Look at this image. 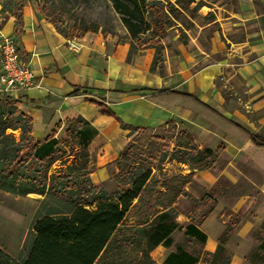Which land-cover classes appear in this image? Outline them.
<instances>
[{"label":"crops","instance_id":"obj_1","mask_svg":"<svg viewBox=\"0 0 264 264\" xmlns=\"http://www.w3.org/2000/svg\"><path fill=\"white\" fill-rule=\"evenodd\" d=\"M240 2L239 20L244 37L231 42V51L221 52L223 43L214 40L208 54L203 50L195 53L188 50V42H182V58L174 60L175 66L171 67L164 57L165 73L161 74L156 69L150 71L153 49L139 50L128 60L129 42H119L112 34L88 31L79 38H68L37 13L34 0H24L21 29L16 32L15 16L1 10L0 0V37H15L19 55L35 74L34 85L17 90L10 97L31 116V135L36 140L51 134L62 140L66 137L67 120L85 118L96 130L87 144L92 167L89 177L94 184L102 183L108 192L116 187L106 186L118 171L116 158L133 134L143 129L165 128L170 121L177 131L188 132L198 148H219L217 157L226 153L228 156L229 150L234 155H245L243 143L249 137L247 133L256 132L255 126L237 109L222 106L220 87L215 83L219 76L233 85L240 80L252 111L258 121H264V0ZM218 51L222 56L217 60L199 63L204 55ZM250 123L251 129L246 125ZM127 125L135 130L131 132ZM214 165L215 161L211 167L194 172L193 179L186 183L184 189L191 197L198 198L193 186L208 187L203 172ZM226 170L230 182L238 178L239 169L233 164ZM18 197L27 195L0 190V248L14 258H18L26 236L24 201H20V207L18 201L14 204ZM187 198L190 199L180 195L174 202L178 214L186 220L195 209V204L186 207ZM247 202L244 198L235 199L227 209L219 202L201 219L197 225L207 235L203 244L207 252L216 250V239L228 219L244 210ZM20 226V236L12 244L6 242ZM251 226L252 222L243 219L232 234L242 239ZM225 245L233 251V257L239 252L235 244ZM237 258L235 264H243L241 257Z\"/></svg>","mask_w":264,"mask_h":264},{"label":"trees","instance_id":"obj_2","mask_svg":"<svg viewBox=\"0 0 264 264\" xmlns=\"http://www.w3.org/2000/svg\"><path fill=\"white\" fill-rule=\"evenodd\" d=\"M12 1L2 0L1 10L15 16V31L19 32L23 4L21 0ZM110 1L126 27L128 54L153 49L150 71L158 69L161 74L168 29L175 28L184 10L193 13L200 5L189 7L195 0ZM58 30L68 38H79L85 32L98 31V25L85 26L79 35ZM178 30L179 43H186L185 32ZM16 102L9 94L0 93V190L21 196L38 194L45 199V206L59 203L63 208L48 209L33 220L24 238L22 257L14 258L0 248V264H230L232 253L224 247L221 236L212 253L191 251L177 244L160 263L150 254L160 245L169 249L175 230H183L192 242L202 245L206 241L207 235L197 223L189 220L181 225L177 221L174 202L180 195L191 197L184 189L186 183L193 179L194 172L214 164L219 148H198L188 132L178 131L171 158L187 164L189 171H159L156 175L150 159L131 149V140L116 158L118 171L113 180L117 184L108 192L102 183L94 184L89 177L92 167L87 144L96 130L85 118L67 120L62 140L54 134L36 140L31 135V116ZM14 131H18L17 136ZM247 134L242 146L245 154H257L264 160V134ZM57 161L59 170L51 171ZM257 248L264 250V234Z\"/></svg>","mask_w":264,"mask_h":264},{"label":"rangeland","instance_id":"obj_3","mask_svg":"<svg viewBox=\"0 0 264 264\" xmlns=\"http://www.w3.org/2000/svg\"><path fill=\"white\" fill-rule=\"evenodd\" d=\"M4 1L13 2L12 0ZM21 1L23 4L24 0ZM34 1L37 13L51 23L53 21L59 29L79 35L85 26L98 25V31L112 34L121 42L124 40L128 41L126 27L121 23L120 15L113 9L110 0ZM171 1L174 2V0ZM253 2L257 3V0H253ZM195 3L200 4L199 8L195 9L193 13H191V10H184L183 13L179 14L175 21L177 22L174 26L175 28H169L168 34L163 40L167 46L165 61H167V64L170 63L171 67L175 66L173 65L175 64L174 60H180L183 54L180 50L182 42L179 43L177 39L180 34L178 28L182 29L187 36L188 50L195 53L203 50L208 54L214 40L218 43L222 42L223 46L221 49L223 50L221 52L227 53V51H231L229 48L233 46L231 42L241 40L244 37L243 26L240 25L241 22L239 20L241 11L240 0H195L189 7L192 8ZM138 53L139 50H132L128 54L127 59L131 60ZM221 56L222 54L219 51L210 54L208 57L204 55L203 60L199 58L201 60L199 63L213 62ZM235 60L237 59L235 58ZM162 65V74H164L165 65L164 63ZM156 70L159 71L158 69ZM215 83L220 87L222 106L228 110L237 109L254 124L256 132L264 134V121H258V117L252 111V107L246 99L247 92L244 91L241 81L238 80L233 85L230 80L226 81L225 78L219 76L216 77ZM246 125L250 129L252 128L251 123ZM14 134L17 136L18 131H14ZM178 135V131L171 125L156 130L143 129L135 132L131 137L133 143L131 149L150 159V162L154 165L153 173L156 175L159 171L186 174L189 171L188 165L181 164L171 158L172 149L178 142ZM228 153V156L226 153L225 156L217 157L214 167L203 172V177L206 181H209L208 187L193 186L198 198L194 202L192 197L189 196L190 199L187 198L185 205L189 207L191 204H195V209L189 213L190 218L187 220L181 214H178L177 221L181 225L187 224L189 220L199 224L201 219L211 209L215 208V205L219 202L225 206L224 209H227V205L235 199L244 198V200H248L247 206L244 210H240L230 216L226 223V228L219 237L221 236L224 239L225 248H227L225 245L227 242L231 245L235 244L239 248L238 254L235 253L236 256L233 257L231 254L230 264H235L234 260H237V257H241L243 264H264V250L257 248L261 236L264 234L261 233L264 231V162H262L264 160L259 158L257 154L247 157L246 154L234 155L231 150ZM69 163H71V160L68 161ZM232 164L239 169V176L235 181L230 182L226 169ZM59 167L60 164L57 161V163L53 164L51 171H57ZM109 181L111 182L106 183L108 189L117 184L113 177ZM16 199L18 200L14 201V204L16 205L18 201V207H20V201H24L26 234L31 229V223L38 215L45 213L48 209L58 210L63 208V205L59 203L45 206V199L38 194ZM243 219L252 222V226L248 234L241 239L232 234V232L237 223ZM22 229L23 227L18 228L17 232L12 231L11 235L7 236L8 241L6 242L12 244L20 236ZM171 236L173 244L169 249L160 245V247H155L151 250L150 254L157 263H160L170 250H174L177 244L191 251H206L203 248V244L201 245L190 241L189 238L187 239L183 235V230H175ZM231 253H233L232 250ZM19 256L22 257L23 253L20 252ZM232 257L234 258L233 260Z\"/></svg>","mask_w":264,"mask_h":264},{"label":"built area","instance_id":"obj_4","mask_svg":"<svg viewBox=\"0 0 264 264\" xmlns=\"http://www.w3.org/2000/svg\"><path fill=\"white\" fill-rule=\"evenodd\" d=\"M35 74L19 55L12 34L0 37V93L12 95L34 85Z\"/></svg>","mask_w":264,"mask_h":264}]
</instances>
